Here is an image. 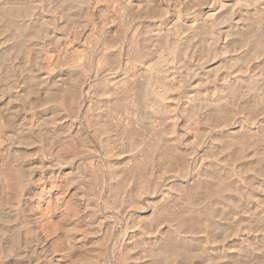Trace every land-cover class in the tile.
<instances>
[{"label":"rangeland","instance_id":"obj_1","mask_svg":"<svg viewBox=\"0 0 264 264\" xmlns=\"http://www.w3.org/2000/svg\"><path fill=\"white\" fill-rule=\"evenodd\" d=\"M73 1L0 0V264H264V1Z\"/></svg>","mask_w":264,"mask_h":264},{"label":"bare ground","instance_id":"obj_2","mask_svg":"<svg viewBox=\"0 0 264 264\" xmlns=\"http://www.w3.org/2000/svg\"><path fill=\"white\" fill-rule=\"evenodd\" d=\"M59 1H61V0H59ZM72 1H73V0H72ZM150 1H151V0H150ZM152 1H153V0H152ZM154 1H155V0H154ZM247 1H250V0H247ZM253 1H254V0H253ZM263 1H264V0H263ZM55 2H56V1H55ZM73 2H75V1H73ZM77 2H79V1H77ZM261 2H262V1H261ZM80 3H82V2H80ZM254 3H255V2H254ZM58 4H59V3H58ZM63 4H66V3L64 2ZM149 4H150V3H149ZM154 4H155V3H154ZM258 4H259V1H258ZM4 5H5V4H4ZM59 5H60V4H59ZM61 5H62V4H61ZM71 5H72V4H70V6H71ZM75 5H76V3H75ZM75 5H73V6L75 7ZM156 5H157V4H156ZM56 6H57V5H56ZM77 6H79V5H77ZM262 6H263V5H262ZM262 6H261V7H262ZM59 7H60V6H59ZM59 7H58V8H59ZM61 7H62V6H61ZM61 7H60V8H61ZM155 7H156V6H155ZM3 8H5V7L3 6ZM58 8H57L56 10H58ZM0 9H1V8H0ZM24 9H25V8H24ZM62 9H63V7H62ZM70 9H71V8H70ZM73 9L75 10L76 8H73ZM79 9H80V8H79ZM142 9H143V8H142ZM150 9H151V7H150ZM263 9H264V8H263ZM1 10H2V9H1ZM1 10H0V11H1ZM3 10H4V9H3ZM3 10H2V12H4ZM6 10H7V9H6ZM6 10H5V11H6ZM14 10H15V9H13L12 11H14ZM60 10H61V9H60ZM140 10H141V9H140ZM261 10H262V9H261ZM9 11H10V10H9ZM65 11H66V10H65ZM72 11H73V10H72ZM137 11H138V10H137ZM144 11H145V9H144ZM156 11H157V10H156ZM262 11H263V10H262ZM18 12H19V10H18ZM21 12H22V11H21ZM68 12H69V10H68ZM73 12H74V11H73ZM75 12H76V11H75ZM146 12H147V11H146ZM152 12H153V11H152ZM10 13H11V12H10ZM24 13H26V12H24ZM71 13H72V12H71ZM139 13H140V12H139ZM143 13H144V12H143ZM143 13H141V14H143ZM2 14H5V13H2ZM2 14L0 13L1 16H3ZM22 14H23V13H22ZM22 14H21V15H22ZM68 14H70V13H68ZM73 14H74V13H73ZM258 14H259V13H258ZM5 15H6V14H5ZM12 15L14 16L13 13H12ZM17 15H18V14H17ZM17 15H16V17H17ZM64 15H67V14H64ZM134 15H135V14H134ZM143 15H144V14H143ZM6 16H8V19H9V17H10L9 14H7ZM73 16H74V15H73ZM73 16H72V18H73ZM151 16H152V15H151ZM263 16H264V15H263ZM3 17H4V16H3ZM129 17H130V16H129ZM137 17H138V16H137ZM145 17H148V16H145ZM256 17H257V16H256ZM6 18H7V17H6ZM10 18H11V17H10ZM18 18H19V17H18ZM66 18H68V17L66 16ZM133 18H135V17H133ZM138 18H139V17H138ZM140 18H142V17H140ZM0 19H3V18H0ZM69 19H70V18H69ZM69 19H68V20H69ZM210 19H211V18H210ZM9 20H11V19H9ZM129 20H131V19H129ZM6 21H7V20H6ZM66 21H67V20H66ZM82 21H83V20H82ZM133 21H134V20H133ZM10 22H11V21H10ZM67 22H68V21H67ZM130 22H131V21H130ZM4 23H5V22H4ZM15 23H16V22H15ZM127 23H128V22H127ZM10 24H11V23H9V25H10ZM13 24H14V23H13ZM129 24H130V23H129ZM129 24H128V25H129ZM2 25H3V24H2ZM6 25H7V24H6ZM160 25H161V24H160ZM64 27H65V26H64ZM64 27H63V28H64ZM145 27H146V26H145ZM166 27H169V26H166ZM8 28L10 29L11 26H9ZM26 28H27V27H26ZM75 28H76V27H75ZM157 28H158V27H157ZM179 28H180L179 26H178V28L176 27V24H175V25L173 24L172 27L170 26V28H168V30H166V32H164V33H165V34H164V36H165L164 39H166L167 37H170V36H175V37H176V35H180L181 33H180V31L178 30ZM5 29H6V28H5ZM42 29H44V28H42ZM159 29H160V28H158V30H159ZM27 30H28V29H27ZM39 30H40V32L42 31L41 29H39ZM39 30H38V31H39ZM108 30H109V29H108ZM142 30H143V29H142ZM186 30H187V29H186ZM4 31H5V30H4ZM4 31H3V32H4ZM7 31H8V30H7ZM33 31H34V30H33ZM38 31L36 32V34H38ZM44 31H45V30H44ZM160 31H162V29H161ZM171 31H172V32H171ZM40 32H39V33H40ZM147 32H148V31H147ZM5 33H6V32H5ZM157 33H159V32H157ZM162 33H163V32H162ZM178 33H180V34H178ZM182 33H183V32H182ZM31 34H32V33H31ZM122 34H123V33H122ZM127 34H128V33H127ZM140 34H141V33H140ZM198 34H199V33H198ZM198 34H197V35H198ZM34 35H35V34H34ZM34 35H33V36H34ZM38 35L40 36L41 34H38ZM42 35H43V34H42ZM44 35H45V34H44ZM123 35H124V34H123ZM123 35H122V36H123ZM137 35H138V34H137ZM156 35H157V34H156ZM157 36H158V35H157ZM164 36L162 35V37H164ZM21 37H22V36H21ZM40 37H41V36H40ZM42 37H43V36H42ZM120 37H121V36H120ZM158 37H160V35H159ZM162 37H161V38H162ZM254 37H256V36H254ZM19 38H20V37H19ZM124 38H125V37H124ZM24 39H25V38H24ZM130 39H131V37H130ZM132 39H133V38H132ZM168 39H169V38H167L166 40L169 41ZM171 39H172V38H170V40H171ZM174 39H175V38H174ZM166 40H165V41H166ZM246 40H247V39H246ZM20 41H21V40H20ZM135 41H136V38H135ZM142 41H143V40H142ZM142 41L139 40V42H142ZM174 41H175V40H174ZM249 41H250V40H249ZM21 42H22V41H21ZM130 42H132V41H130ZM133 42H134V41H133ZM172 42H173V41H172ZM172 42H170V43H172ZM165 43H166V42H165ZM170 43L168 42V44H170ZM173 43H174V42H173ZM246 43H247V42H245V44H246ZM166 44H167V43H166ZM243 44H244V43H243ZM129 45H130V44H129ZM135 45H136V44H135ZM170 45H171V44H170ZM176 45H177V44H176ZM136 46H137V45H136ZM138 46H139V45H138ZM141 46H142V45H141ZM168 46H169V45H168ZM171 46H172V47H171ZM171 46H169V48L171 47L173 50H174L175 48H178L177 46H176L175 48H173V47H174L173 44H172ZM234 46H235V45H234ZM143 47H145V46H143ZM130 48H132V47L130 46ZM138 48H139V47H138ZM167 48H168V47H167ZM169 48H168V50H169ZM232 48H233V46H232ZM135 49H136V47H135ZM135 49H134V51H135ZM161 49H162V48H161ZM161 49H159V50H161ZM163 49H164V48H163ZM163 49H162V50H163ZM141 50H142V49H141ZM168 50H167V51H168ZM173 50H169V52H168V55L170 54L169 56H170L172 59L175 58V54H174V52H176L175 50H174V51H173ZM177 50H178V49H177ZM232 50H233V49H232ZM138 51H139V49H138ZM164 51H166V50H164ZM129 52H130V50H129ZM139 52H140V51H139ZM139 52H137V54H138ZM162 52H163V51H162ZM140 53H141V52H140ZM163 53H164V52H163ZM166 53H167V52H165V55H166ZM179 53L181 54V52H179ZM128 54H129V53H128ZM132 54L135 55L136 53H132ZM176 54H177V52H176ZM159 55H160V54H159ZM162 55H163V54H161V55H160L161 57H160L159 59H157V61L153 62V63L148 67V70H147V71H149V73H150V74H149V75H150V77H149L150 80L148 79L150 82L147 81V82H148L147 84L149 85V87L147 86L148 88H146V89H149V90H148V94H149V96L147 95V93H146V95L150 98V99L147 98V99H148V102H149V100H150L151 103H152V105L155 106V107L158 106L157 104H159V102L161 103V102L164 101V99H165V94L167 93V90H168L167 87L169 86V85L167 86V83H169V81H172V80H173L172 77H171L172 80L169 79V78H170V76H169L170 73L167 74V71L165 72V71H164L165 69H163V67H165V65H166V64L164 63L165 60H166L167 62H169V61H172V59H170V60L168 61V60H167V57H166V56H168V55H166V56H162ZM103 56H104V55H103ZM128 56H129V57H133L132 55H128ZM137 56H138V55H137ZM139 56H141V55L139 54ZM173 56H174V57H173ZM134 57H136V56H134ZM176 57H177V56H176ZM106 58H107V56H106L104 59H106ZM168 58H169V57H168ZM100 59H101V58H100ZM100 61H101V60H100ZM100 61H99V63H100ZM102 61H103V60H102ZM134 61H135V60H134ZM104 62H105V60H104ZM167 62H166V63H167ZM163 63L165 64L164 66H162ZM102 65H103V64H102ZM168 69H170V68H168ZM166 70H167V69H166ZM85 72H86V71H85ZM87 72H88V71H87ZM168 72H169V71H168ZM31 73H32V72H31ZM28 74H29V72H28ZM32 74H34V73H32ZM85 74H86V73H85ZM35 75H36V74H35ZM149 75H148V76H149ZM1 76H2V75H1ZM30 76H31V75H30ZM32 76H33V75H32ZM35 77H36V76H35ZM2 79H3V78H2ZM34 79H35V78H34ZM168 79H169V80H168ZM79 80H80V79H79ZM24 81H25V80H24ZM31 81H32V80H31ZM167 81H168V82H167ZM166 82H167V83H166ZM170 83H171V82H170ZM147 84H146V85H147ZM71 87H73V86H71ZM68 90H69V88H68ZM68 90H67L66 92H69ZM71 90H72V88H71ZM73 90H74V89H73ZM60 91H61V90H60ZM60 91H59V92H60ZM255 91H256V89H255ZM146 92H147V91H146ZM253 92H254V91H253ZM55 94H56V93H55ZM55 94H53V95H55ZM65 94H66V93H65ZM258 94H259V92H258ZM49 95H50V94H49ZM57 95H58V94H57ZM57 95H56V96H57ZM63 95H64V94H63ZM69 95H70V94H69ZM255 95H256V94H255ZM51 96H52V95H51ZM70 96H72V94H71ZM70 96H67V98L69 97V99H70ZM147 96H146V97H147ZM259 96H260V95H259ZM52 97H53V96H52ZM52 97H51V98H52ZM54 97H55V96H54ZM54 97H53V98H54ZM144 97H145V96H144ZM146 97H145V98H146ZM49 98H50V97H49ZM49 98H47V101L44 99V101L46 102V105H47V102L49 101V100H48ZM67 98L64 97V99H66V100H67ZM71 98H72V97H71ZM55 99H56V98H55ZM69 99H68V100H69ZM31 100H32V99H31ZM40 100H41V98H40ZM51 100H52V99H51ZM254 100H255V99H254ZM32 101H33V100H32ZM37 101H38V99H37ZM53 101H54V99H53ZM53 101H52V102H53ZM38 102H39V101H38ZM38 102H36V104H38ZM45 102H43L44 104H42V103H41V104H42V105H45ZM66 102H67V101H66ZM145 102H146V101H145ZM263 102H264V101H263ZM30 103H31V102H30ZM54 103H55V102H54ZM254 103H255V102H254ZM254 103H253V105H254ZM41 104H38V105H41ZM48 104H50V103H48ZM60 104H61V103H60ZM56 105H57V104H56ZM147 105H148V104H147ZM156 105H157V106H156ZM161 105H162V104H161ZM150 106H151V104H150ZM159 106H160V105H159ZM1 107H2V106H1ZM37 107H38V106H37ZM39 107H40V106H39ZM251 107H252V106H251ZM257 107H258V106H257ZM42 108H43V107H42ZM155 109H158V107L155 108ZM155 109H154V110H155ZM255 109H256V108H255ZM46 110H47V107H46ZM253 110H254V109H253ZM258 110H259V109H258ZM251 111H252V110H251ZM5 112H6V111H5ZM5 112H4V108H3V109L0 108V126L2 127V129H3V127L5 128V125H7V124H9V123L11 124V123L16 119V116H15V115H14V117L11 116V117L7 118L6 116H4V113H5ZM17 112H18V111H17ZM219 112H220V111H219ZM252 112H253V111H252ZM10 113H11V112H10ZM254 113H255V112H254ZM224 114H225V113H224ZM6 115H8V114L6 113ZM16 115H17V114H16ZM218 115H219V114H218ZM252 115H253V114H252ZM254 115H255V114H254ZM256 115H257V113H256ZM216 116H217V115H216ZM220 116H222V115H219V117H220ZM223 116H224V115H223ZM228 117H229V116H228ZM228 117H227V118H228ZM220 118H221V117H220ZM17 119H18V118H17ZM17 119H16V120H17ZM208 119H209V117H208ZM221 119H222V118H221ZM213 121H214V120H213ZM218 121H220V120L218 119ZM224 121H225V120H224ZM206 122H208V121H206ZM215 122H217V121H215ZM13 123H14V122H13ZM197 123H198V122H197ZM197 123H196V124H197ZM212 123H214V122H212ZM197 125H198V124H197ZM210 125H211V124H210ZM200 126H201V125H200ZM205 127H206V126H205ZM210 127H211V126H210ZM212 127H213V126H212ZM195 128H196V127H195ZM5 129H6V128H5ZM13 129H14V126H13ZM209 129H210V128H209ZM3 130H4V129H3ZM0 131H1V130H0ZM9 131H10V130H9ZM14 131H15V130H14ZM199 131H200V130H198L197 134L199 133ZM201 131H202V130H201ZM203 131H204V130H203ZM203 131H202L201 133H203ZM209 132H210V131H209ZM204 133H207V132H204ZM9 134H10V132H9ZM26 135H27V134H26ZM23 136H25V135H23ZM23 136H21V137H23ZM201 136H203V135H201ZM19 137H20V136H19ZM27 137H28V136H27ZM31 137H32V136H31ZM200 139H201V138H200ZM20 140H21V139H20ZM25 143H26V142H25ZM227 143H228V142H227ZM230 143H232V142H230ZM259 144H260V143H259ZM263 144H264V142H263ZM263 144H262V145H263ZM28 145H29V144H28ZM260 145H261V144H260ZM260 145H259V146H260ZM262 145H261V146H262ZM228 146H229V145H228ZM235 146H236V145H235ZM259 146H258V147H259ZM169 148H170V147H169ZM173 148L175 149V147H173ZM164 149H166V148H164ZM171 149H172V148H171ZM176 150H177V149H176ZM237 150H238V148H237ZM263 150H264V149H263ZM162 151H164V150H162ZM165 151H166V150H165ZM170 151H171V150H170ZM240 151H241V149H240ZM261 151H262V150H261ZM174 152H175V151H174ZM176 152H177V151H176ZM176 152H175V153H176ZM179 152L182 153V151H179ZM236 152H237V151H236ZM262 152H263V151H262ZM262 152H261V153H262ZM164 153H165V152H164ZM175 153H172V152H171V153H169V154L172 155V154H175ZM263 153H264V152H263ZM42 154H43V153H42ZM169 154H168V156H169ZM176 154H177V153H176ZM182 154H183V153H182ZM43 155H44V154H43ZM178 155H180V154L178 153ZM260 155H261V154H260ZM260 155H259V156H260ZM168 156H167V157H168ZM174 156H175V155H174ZM176 156H177V155H176ZM176 156H175V158H171V157H172V156H171L170 158H171L172 160L169 158V159L172 161L173 165L175 164L174 161L176 160ZM183 156H184V155H183ZM257 156H258V155H257ZM12 157H13V156H12ZM261 157H262V156H261ZM263 157H264V155H263ZM6 158H7V157H6ZM45 158H46V157H45ZM255 158H256V156H255ZM257 158H258V157H257ZM259 158H260V157H259ZM169 159H168V162H169ZM174 159H175V160H174ZM181 159H182V158H181ZM173 160H174V161H173ZM182 160H183V159H182ZM256 160H258V159H256ZM262 160H263V159H262ZM176 161H177V160H176ZM179 161H181V160H179ZM251 161H252V160H251ZM260 161H261V159H260ZM181 162H182V161H181ZM252 162H253V161H252ZM256 162H257V161H256ZM256 162H254V163H256ZM258 162H259V161H258ZM254 163H251V164H254ZM260 163H261V162H260ZM98 164H99V163H98ZM170 164H171V163H169V165H170ZM180 164H181V163H180ZM180 164H179V165H180ZM257 164H258V163H257ZM176 165H177V164H175V166H176ZM249 165H250V164H249ZM96 166H97V165H96ZM175 166H174V167H175ZM250 166H252V165H250ZM253 167H255V166H253ZM257 167H258V166H256V168H257ZM169 168H171V167H169ZM263 168H264V167H263ZM97 169H98V168H97ZM258 169H261V170H262V168H260V166H259V168H257V170H258ZM99 170H100V169H99ZM12 171H13V170H12ZM60 171H61V170H60ZM258 171H259V170H258ZM262 171H264V170H262ZM92 172H93V171H92ZM101 172H102V171H101ZM255 172H256V171H255ZM51 173H53V172H51ZM90 173H91V172H90ZM261 173H262V172H260V174H261ZM96 174H97V173H96ZM24 175H25V174H24ZM24 175H23V176H24ZM100 175H101V174H100ZM214 175H215V173H214ZM258 175H259V174H258ZM136 176H137V175H136ZM18 177H19V176H18ZM95 177H96V176H95ZM132 177H133V176H132ZM100 178H101V177H100ZM212 179H213V178H212ZM15 180H16V179H15ZM45 180H46V179H45ZM139 180H140V179H139ZM214 180H215V178H214ZM136 181H137V180H136ZM98 183H99V182H98ZM125 183L130 184L129 181H128V182H125ZM138 183H139V182H138ZM123 184H124V183H123ZM123 184H122V185H123ZM131 185H132V183H131ZM141 185H142V184H141ZM143 185H144V184H143ZM143 185H142V186H143ZM146 185H147V184H146ZM129 186H130V185H129ZM137 186H138V185H137ZM87 187H88V186H87ZM122 187H125V186H122ZM14 188H15V187H14ZM18 188H19V187H18ZM23 188H24V187H23ZM125 188H126V187H125ZM135 188H136V187H135ZM143 188H145V187L143 186ZM137 189H138V188H137ZM12 190H13V189H12ZM28 190H29V189H28ZM142 190H143V189H142ZM86 191H87V190H86ZM89 191H90V190H89ZM99 191H100V190H99ZM95 192H96V191H95ZM190 193H191V192H190ZM17 195H18V194H17ZM194 195L196 196V194H194ZM220 195H221L222 198H223V195H222V194H220ZM122 196H123V195H122ZM198 196H199V194H198ZM198 196H197V197H198ZM124 197H125V196H124ZM201 197H203V196L201 195ZM206 197L210 199L212 196L209 197V196L207 195ZM207 198H206V199H207ZM214 198H215V197H214ZM219 198H220V197H219ZM222 198H221V199H222ZM174 199H175V198H174ZM202 199H203V198H202ZM199 200H200V199H199ZM204 200H205V199H204ZM170 201L172 202V200H170ZM197 201H198V200H197ZM214 201H215V200H214ZM181 202H182V201H181ZM190 202H191V201H190ZM192 202H194V201H192ZM207 202H208V201H207ZM211 202H213V201H211ZM164 203H165V202H164ZM169 203H170V202H169ZM194 203H196V201H195ZM214 203H215V202H214ZM174 204H175V203H174ZM174 204H173V205H174ZM211 204H212V203H211ZM173 205H172V206H173ZM180 205H181V204H180ZM205 205H206V204H205ZM208 206H211V207L209 208L210 211H211V208H212L213 205H210V204H209ZM193 207H194V206H193ZM206 208L208 209L207 205H206ZM214 208H215V207H214ZM214 208H212L211 213L214 212V210H213ZM175 209H176V208H175ZM179 209H180V208H179ZM176 211H177V210H176ZM200 211H201V210H200ZM204 211H205V210H204ZM206 211H207V210H206ZM210 211H209V212H210ZM172 212H173V211H172ZM182 212H183V211H182ZM209 212H206V213H209ZM183 213H184V212H183ZM157 214H158V213H157ZM172 214H173V213H172ZM209 214H210V213H209ZM213 214H214V213H213ZM154 219H155V218H154ZM180 220H181V219H180ZM189 221H190V220H189ZM152 224H153V223H152ZM155 224H156V223H155ZM157 224H158V222H157ZM157 224H156V225H157ZM169 224H170V223H169ZM178 225H179V224H178ZM150 226H151V225H150ZM161 226H162V224H161ZM191 226H192V225H191ZM169 227H172V226H169ZM188 227H189V225H188ZM167 230H168V229H167ZM188 231H189V230H188ZM173 233H174V232H173ZM14 235H16V234H14ZM14 235H13V236H14ZM162 235H163V234H162ZM160 236H161V233H160ZM165 236H167V235H165ZM172 236H174V234H172ZM169 237H171V236H169ZM173 238H176V237L174 236ZM162 239H163V238H162ZM166 239H170V240H171L172 237H171V238H166V237H165V240H166ZM156 240H157V239H156ZM175 240H177V239H175ZM14 241H16V239H15ZM148 241H149V240H148ZM167 241H168V240H167ZM173 241H174V240H173ZM173 241H172V242H173ZM169 242H171V241H168V243H169ZM172 242H171V244H174V243H175V241H174V243H172ZM157 243H158V242H157ZM157 243H156V245H157ZM168 243H167V244H168ZM148 244H149V243H148ZM158 244H159V243H158ZM162 244H163V242H162ZM176 244H177V243H176ZM11 245H12V244H11ZM14 245H15V243H14ZM156 245H155V247H156ZM179 245H180V244H179ZM179 245H178V246H179ZM159 246H160V248L162 247L161 245H159ZM159 246L157 245V247H159ZM163 246H165V245H163ZM167 246H168V245H167ZM185 246H186V245H185ZM18 247H19V246H18ZM168 248H169V246H168ZM174 248H175V247H174ZM153 249H154V248H153ZM158 249H159V248H158ZM158 249H156V250H158ZM162 249L164 250V248H162ZM169 249H170V248H169ZM169 249H168V250H169ZM171 249H172V248H171ZM187 249H188V248H187ZM160 250H161V249H160ZM160 250H159V251H160ZM163 250H162V251H163ZM168 250H166V252H167ZM177 250H178V249H177ZM180 250L183 251L182 249H180ZM185 250H186V248H185ZM159 251H158V254L160 253ZM162 251H161V252H162ZM164 251H165V250H164ZM191 251H192V250H191ZM151 252H153V251L151 250ZM155 252H156V251H155ZM155 252H154V253H155ZM163 253H164V252H162V254H163ZM172 253H173V252H172ZM180 253H181V252H180ZM183 253H184V251L182 252V254H183ZM185 253H187V252L185 251ZM192 253H193V252H192ZM160 254H161V253H160ZM162 254H161V255H162ZM166 254H167V253H166ZM186 255H188V253H187ZM186 255H183L184 258H188V257H186ZM189 255H190V252H189ZM189 255H188V256H189ZM191 255H192V254H191ZM191 255H190V256H191ZM193 255H194V254H193ZM144 256H145V255H144ZM163 256H164V255H163ZM167 256H168V255H167ZM183 256H182V257H183ZM190 256H189V257H190ZM165 257H166V256H165ZM167 259H168V258H167ZM154 260H155V259H154ZM157 260H158V259H157ZM162 260H163V259H162ZM171 260H172V259H171ZM184 260H185V259H184ZM164 261H165V260H164ZM166 261H167V260H166ZM166 261H165V262H166ZM155 262H156V260H155ZM155 262H154V264H166V263L163 262V261H158V262H156V263H155ZM169 262H170V261H169ZM167 263H168V262H167ZM171 263H172V262H171ZM171 263H170V264H171ZM187 263L189 264L190 262H187ZM187 263H186V261L184 262V264H187ZM151 264H153V263H151ZM168 264H169V263H168ZM258 264H259V263H258Z\"/></svg>","mask_w":264,"mask_h":264}]
</instances>
